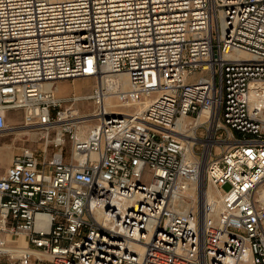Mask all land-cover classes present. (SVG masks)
Masks as SVG:
<instances>
[{
	"label": "built area",
	"instance_id": "obj_1",
	"mask_svg": "<svg viewBox=\"0 0 264 264\" xmlns=\"http://www.w3.org/2000/svg\"><path fill=\"white\" fill-rule=\"evenodd\" d=\"M12 111L43 144L0 175V258L264 264V0H0V134Z\"/></svg>",
	"mask_w": 264,
	"mask_h": 264
},
{
	"label": "rangeland",
	"instance_id": "obj_2",
	"mask_svg": "<svg viewBox=\"0 0 264 264\" xmlns=\"http://www.w3.org/2000/svg\"><path fill=\"white\" fill-rule=\"evenodd\" d=\"M94 83H95L94 78L61 79L55 83V85L58 86V90L55 91V94L57 96H66L73 93L85 97L90 93V90L94 85ZM109 100H110L109 101L110 105L111 104L113 105V103L115 102L114 99L111 97L109 98ZM109 103H107L108 107H109ZM78 106L80 107L81 111L88 112L94 108V103L92 102L91 99L85 98L78 102ZM91 123L94 122L92 121ZM20 124H21L20 112L12 111V116L9 120V126L15 127V126H19ZM203 133L204 132H202L201 134ZM38 136L39 134L27 130H25L22 134H17V135L11 132H4L3 134H0V175L9 164L12 154L15 153L18 150V148L28 144L30 145L33 144L38 148L42 146L43 140H39ZM225 136H226L225 134H222V132L219 131H216L215 133L213 132L211 134L212 142H210V144L208 145V151H210L211 149V154L213 157H215L220 151L223 150V148L225 147V143H228L227 145L230 144L229 142L225 141L226 138ZM208 151L204 152L199 147L195 149L194 152L195 155L198 157L203 156L202 157L203 159H201V163H204ZM202 175L201 178H203V182L207 184L206 180L204 179V175L203 176ZM224 188L226 189L227 185H225ZM245 259L241 260V264L243 263L251 264L250 260H247V258Z\"/></svg>",
	"mask_w": 264,
	"mask_h": 264
},
{
	"label": "bare ground",
	"instance_id": "obj_3",
	"mask_svg": "<svg viewBox=\"0 0 264 264\" xmlns=\"http://www.w3.org/2000/svg\"><path fill=\"white\" fill-rule=\"evenodd\" d=\"M243 56H247L248 54L247 53H241ZM118 80L121 82V84H122V86H125L126 84H127V79H126V76L125 75H119L118 76ZM53 90L54 91H56V90H58V86L57 85H54V87H53ZM84 97V96H83ZM84 98H89L88 96H85ZM109 98H111V97H109V95H106L105 97H104V100H103V105L104 106H106V107H108V105H107V103H109ZM110 106H112V104L110 105V103H109V107ZM87 127V126H86ZM25 130H27V131H31V132H34V133H36L37 134V128H29V127H26V126H24V125H22V126H15V127H9V129L6 131V132H11V133H15L16 135L17 134H22ZM188 154L189 155H191L192 154V152L190 153V149L188 150ZM202 172V166L200 167L199 166V172H198V187H200V181H201V173ZM195 184H196V182L195 183H192L191 185H190V190H189V192H190V195L192 194L193 195V193H194V190H195ZM206 193H207V196H212L213 194H212V192L210 191V189L208 188V189H206ZM191 195V197H189V199H188V201H187V205H190L191 204V202L195 199V197L194 196H192ZM246 260V259H245ZM247 260H249L248 258H247ZM237 264H241V261H239ZM244 264V263H243Z\"/></svg>",
	"mask_w": 264,
	"mask_h": 264
},
{
	"label": "crops",
	"instance_id": "obj_4",
	"mask_svg": "<svg viewBox=\"0 0 264 264\" xmlns=\"http://www.w3.org/2000/svg\"><path fill=\"white\" fill-rule=\"evenodd\" d=\"M14 239H15V241L18 244L26 245V241H25V236L24 235H19V236L15 237ZM0 264H18V262H12L10 260H6L5 258H0ZM30 264H49V263L46 262V261H43V262H40V263H37V262L33 261Z\"/></svg>",
	"mask_w": 264,
	"mask_h": 264
}]
</instances>
